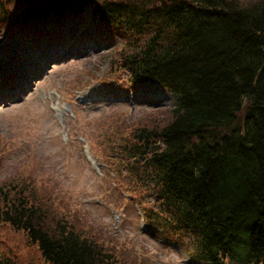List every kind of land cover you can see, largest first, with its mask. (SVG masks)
<instances>
[{"label":"trees","instance_id":"trees-1","mask_svg":"<svg viewBox=\"0 0 264 264\" xmlns=\"http://www.w3.org/2000/svg\"><path fill=\"white\" fill-rule=\"evenodd\" d=\"M86 8L125 39L129 86L153 83L175 97L165 118L117 146L152 197L147 225L191 234L207 264H264V0H0V19L23 28ZM31 188L23 179L0 186V224L45 263L119 264ZM0 264L14 262L0 253Z\"/></svg>","mask_w":264,"mask_h":264},{"label":"rangeland","instance_id":"rangeland-1","mask_svg":"<svg viewBox=\"0 0 264 264\" xmlns=\"http://www.w3.org/2000/svg\"><path fill=\"white\" fill-rule=\"evenodd\" d=\"M87 12L23 28L0 19V186L29 182L48 211L119 264H207L191 234L147 225L152 197L117 148L131 129L165 118L175 97L153 83L130 87L119 62L125 39ZM0 253L47 264L4 224Z\"/></svg>","mask_w":264,"mask_h":264}]
</instances>
